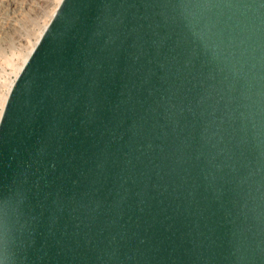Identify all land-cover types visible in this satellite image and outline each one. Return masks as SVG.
I'll list each match as a JSON object with an SVG mask.
<instances>
[{
  "label": "water",
  "instance_id": "1",
  "mask_svg": "<svg viewBox=\"0 0 264 264\" xmlns=\"http://www.w3.org/2000/svg\"><path fill=\"white\" fill-rule=\"evenodd\" d=\"M0 264H264V0H60L0 113Z\"/></svg>",
  "mask_w": 264,
  "mask_h": 264
},
{
  "label": "rangeland",
  "instance_id": "2",
  "mask_svg": "<svg viewBox=\"0 0 264 264\" xmlns=\"http://www.w3.org/2000/svg\"><path fill=\"white\" fill-rule=\"evenodd\" d=\"M54 4L53 0H0V99L14 79L10 64L35 41Z\"/></svg>",
  "mask_w": 264,
  "mask_h": 264
},
{
  "label": "bare ground",
  "instance_id": "3",
  "mask_svg": "<svg viewBox=\"0 0 264 264\" xmlns=\"http://www.w3.org/2000/svg\"><path fill=\"white\" fill-rule=\"evenodd\" d=\"M59 1H60V0H53V2H55V4L53 5L52 11H51V13H50L48 19L46 20V22H45V23L41 26V28L39 29V32L36 33L37 35L35 36V37H36V38H35V41H34L31 45L27 46V50H26L24 53H22V54L19 55V58H18V60H17L15 63L10 64V66H11V68H12L11 74L14 76V79H15V77L18 75L20 69L22 68V66H23V64H24V62H25V60H26L27 57L29 56L31 50L33 49V47H34V45L36 44L37 40L39 39L40 35L42 34L44 28H45L46 25L48 24V22H49V20H50V18H51V16H52V14L54 13V11H55V9H56L58 3H59ZM42 4H43V2H42ZM14 79H13L12 81H10L9 88L7 89V91L5 92V94H4V95L2 96V98L0 99V113H1V110H2V108H3V105H4V102H5V99H6L7 95H8V92H9V90H10V88H11L13 82H14Z\"/></svg>",
  "mask_w": 264,
  "mask_h": 264
}]
</instances>
